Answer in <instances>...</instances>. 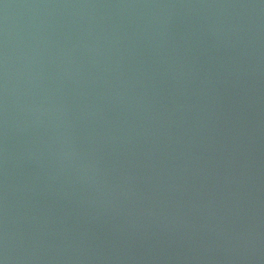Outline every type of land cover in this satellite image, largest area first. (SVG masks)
Instances as JSON below:
<instances>
[{
	"label": "water",
	"instance_id": "95a60500",
	"mask_svg": "<svg viewBox=\"0 0 264 264\" xmlns=\"http://www.w3.org/2000/svg\"><path fill=\"white\" fill-rule=\"evenodd\" d=\"M0 264H264V0H0Z\"/></svg>",
	"mask_w": 264,
	"mask_h": 264
}]
</instances>
